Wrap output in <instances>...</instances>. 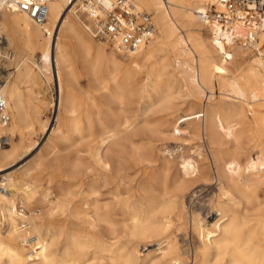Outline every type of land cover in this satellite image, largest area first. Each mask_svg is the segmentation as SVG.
I'll list each match as a JSON object with an SVG mask.
<instances>
[{
    "label": "rangeland",
    "instance_id": "374dc122",
    "mask_svg": "<svg viewBox=\"0 0 264 264\" xmlns=\"http://www.w3.org/2000/svg\"><path fill=\"white\" fill-rule=\"evenodd\" d=\"M191 1L196 3L198 0ZM67 15V22L61 33L74 77L68 82V101L64 102L60 110L58 133H51L43 127L45 124L49 127L53 117L59 113L55 108L59 95L51 75L39 69L33 61L27 62L28 67L34 71L30 83L18 75L16 62L9 66L8 73H4L16 80L28 109L29 103L37 99H42L44 104L41 107L43 123L36 124L33 136L27 134L20 143L16 157L6 162L7 169L0 173V189L5 187V176L8 174L24 175L30 184L32 197L25 200L22 196L18 211L27 214L29 219H35L43 227L50 228V237L56 232H63L60 239H56L53 249L60 247V250L64 245L69 246V235L78 236V240L85 242V246L81 251L77 248L72 250L83 255L81 264H128L127 253L133 249L138 253L137 264H142L144 253L152 248L156 249V240L162 238L156 233L154 235L152 225H149L152 222H163L166 217L172 221L169 235L181 251L179 262L205 264L199 262L197 250L201 241L194 227V219L199 217L209 224L214 221L218 187L213 181L182 184L179 163L184 155L191 157L199 162L200 170L208 165L211 178L216 176L218 168L207 134L201 131L198 136L193 135V127L197 122L202 125L204 109L212 100L188 90L181 81L184 77L176 58L169 51L165 52L171 62L169 69L160 77H151L149 97H143L141 93L145 73L140 75L136 87H123L118 91L111 85L109 89H102L97 86L84 65L82 53L68 30L70 21L77 16L83 24L81 30L88 32L94 43L107 52H114L121 61H128L129 56L121 54L106 41L93 37L88 29L91 18L80 2L74 12H68ZM153 16L157 20L156 13ZM197 23L203 28L200 30L197 27L200 32L206 37H213L207 24L200 20ZM184 33L186 32L182 34ZM214 49L216 50L215 46ZM216 52L218 58L225 59L217 50ZM262 52L264 53V49ZM41 55L40 50L35 51L38 62L41 61ZM257 55L258 53H250L247 59ZM229 61L226 59V64L232 67ZM216 92H221V89H216ZM69 93L73 96L70 97ZM219 97L221 95L218 93L215 99ZM263 102L246 106L240 116L224 109L227 123L238 122L239 134L248 147H252L259 136V124L253 109L264 115V107L259 106ZM70 105L77 109V115L81 114L80 120L75 122L77 128L72 124L73 117L64 111ZM127 116L137 119L126 131L123 122ZM117 126L123 135L117 136L106 146L103 144L107 136L106 130ZM34 140H37V144L23 155V151ZM18 142V138L12 139L7 134L2 138L1 146L12 151ZM200 149L203 151L198 153ZM104 154L108 158L106 164L101 161ZM252 155L255 158L257 150ZM166 159L172 161L168 169L163 166ZM257 176V195L261 196L259 201L264 202V170ZM95 206L101 207L99 212L93 211ZM1 215L0 212V238L3 239L8 235L9 224ZM134 216L139 219V223L135 224ZM21 222V219H17V235L23 237L27 231L30 236L36 235L32 228L22 232L24 224ZM137 224L145 226L146 234L139 235L136 232ZM146 229L150 230L146 232ZM5 261L7 255L0 252V264H5Z\"/></svg>",
    "mask_w": 264,
    "mask_h": 264
},
{
    "label": "bare ground",
    "instance_id": "6f19581e",
    "mask_svg": "<svg viewBox=\"0 0 264 264\" xmlns=\"http://www.w3.org/2000/svg\"><path fill=\"white\" fill-rule=\"evenodd\" d=\"M3 1L0 0L3 73H8L9 66L16 62L18 75L30 83L34 71L28 67L27 62L33 61L39 69L51 75L59 95L55 103V108L59 110V113L53 117L49 127L46 124L43 127L51 133H58L60 110L64 102L68 101L66 100L68 82L74 77L66 44L64 45L62 40L61 29L67 22V13L74 12L80 0L50 2V14L43 23L35 22L26 12L5 8L2 5ZM132 1L134 3L137 1L138 5L135 4L139 10L150 12L152 15L156 13L157 20L153 16L156 33L138 51L127 54L129 59L125 62L121 61L114 52H107L103 47L94 43L90 34L81 30L83 24L77 16L70 21L68 30L73 34V39L82 53L88 73L102 89L106 90L114 85L118 91H121L123 87L124 89L136 87L140 75L145 73L146 78L143 79L141 93L147 98L150 95L148 88L151 86V77L153 75L160 77L169 69L171 62L165 52L169 51L174 54L184 77L181 80L182 83L191 93L212 100V103L204 109L205 117L202 125L197 122L193 127V135L198 136L201 131L207 134L211 153L218 168L216 176L211 178L208 165L200 170L199 162L191 157H184V155L179 163L182 184L213 181L218 187L214 221L209 224L202 218L194 219V227L201 241V246L197 250L199 262L205 264H264V206H262L264 202L259 201L261 197L257 195L259 181L256 179V176L264 170V115L261 111L253 109L259 124V136L254 145L248 147L242 141V135L239 134L238 122L227 123L224 114L225 109L232 111L235 116H240L246 106L264 101V53L261 51L254 58L247 59L253 50L240 45L231 46L228 50L225 44L218 41L212 25L200 15L201 12L207 11V7L213 3V0H198L196 3L191 0ZM197 20L207 24L206 27L212 32L213 39L200 32L203 28L201 29ZM183 32L186 33L182 34ZM212 42L225 59L217 57L218 53ZM259 44L264 49V33L260 35ZM36 50L42 53L40 62L35 59ZM226 55L230 56L229 63L232 67L226 64ZM4 76L3 93L11 121L6 126H0V136L10 134L12 139L18 138L19 142L13 146L12 151L4 148L0 143V173L7 169L6 162L16 157L20 143L25 136L28 134L32 137L36 124L43 123L41 107L44 104L42 99H37L29 103L28 109L24 94L16 80L9 78L8 75ZM216 89H221V92H218L221 97L218 99H215L218 94ZM69 95L73 96L70 93ZM259 106L264 107V102ZM64 111L73 117L72 124L77 128L75 122L80 120L81 114L77 115V109L72 105L65 107ZM136 119L137 117L135 119L125 118L123 124L126 125V131ZM106 134L103 144L107 146L110 141L121 135L120 127L106 130ZM36 144L37 140L32 141L23 151V155L32 150ZM254 150H257L255 158L252 155ZM201 151L203 150L200 149L198 153ZM193 154H195L194 151ZM101 158V161L106 164L108 158L105 154ZM171 162L166 159L164 168L168 169ZM5 179V187L0 189L1 216L9 224L7 237L0 238V252L7 255V261L4 263L81 264L80 260L83 255L73 252L72 249L83 250L85 242H80L78 236L72 234L69 235L71 242L69 246L64 245V248L60 250V247L53 249L57 243L56 239H60L63 232H56L50 237V228L43 227L35 219H29L27 214L18 211L21 197L23 196L25 200H30L32 197L31 187L26 177L8 174ZM1 204L7 206H1ZM93 208L96 212L101 209L99 206ZM17 219H21V223L24 224L21 227L22 232L27 228H32L36 235L30 236L29 231L23 237L17 235L19 232ZM133 219L135 224L139 223L136 216ZM153 219L151 221H154ZM137 225L136 232L139 235L144 234L145 226ZM151 225L152 233L162 238L156 240V249L152 248L153 250L150 249L152 251L144 253L142 264H181V261L179 262L180 248L169 235L172 221L166 217L165 221L152 222L149 226ZM149 230L146 229V232ZM126 257L128 264H137L138 253L135 249L129 251Z\"/></svg>",
    "mask_w": 264,
    "mask_h": 264
},
{
    "label": "built area",
    "instance_id": "2783aa9c",
    "mask_svg": "<svg viewBox=\"0 0 264 264\" xmlns=\"http://www.w3.org/2000/svg\"><path fill=\"white\" fill-rule=\"evenodd\" d=\"M57 0H4L7 9L26 12L32 20H47L49 3ZM91 18L88 28L94 38L104 40L123 55L134 53L146 45L156 33L152 13L139 10L132 0H80ZM214 30L219 42L230 50L240 45L261 53L260 35L264 33V0H213L206 12L200 13ZM0 38V126L11 121L3 93L4 73L1 63ZM230 59L229 55H226ZM0 136V143L2 138Z\"/></svg>",
    "mask_w": 264,
    "mask_h": 264
}]
</instances>
